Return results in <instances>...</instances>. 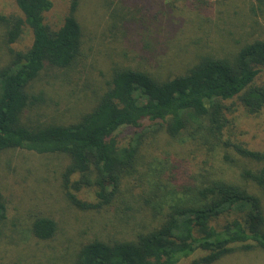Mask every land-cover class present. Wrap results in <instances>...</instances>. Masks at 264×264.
Returning <instances> with one entry per match:
<instances>
[{
  "label": "trees",
  "instance_id": "trees-1",
  "mask_svg": "<svg viewBox=\"0 0 264 264\" xmlns=\"http://www.w3.org/2000/svg\"><path fill=\"white\" fill-rule=\"evenodd\" d=\"M14 1L21 16H0L8 42L18 41L26 29L32 37L26 50L13 52L11 63L0 68V154L25 149L68 159L62 186L74 206L99 211L120 198L125 181L139 172L142 136L151 124L173 140L199 142L209 154L228 148L236 159L256 164L243 168L240 177L261 195L247 184L210 172L201 173L192 185L170 190L168 182L153 181L143 194L152 195L146 204L155 211L157 226L145 227L133 240L88 242L76 253L74 264H181L197 252L204 255L188 264H213L237 251H264V151L224 139L239 108L250 115L264 109V85L255 84L264 72V40L245 44L232 58L200 56L183 74L166 79L145 69L115 66L108 88L75 122L32 125L24 121L25 112L43 98L29 93L30 84L46 67L68 70L84 54L80 0L71 1L58 28L46 21L53 0ZM255 1L264 6V0ZM233 107L234 120L228 116ZM128 127L143 130L122 144L119 131ZM224 158L234 162L235 157ZM86 188H94L95 203L76 194ZM5 210L0 193V220ZM222 217L225 223H219ZM31 230L36 238L50 240L57 223L37 216Z\"/></svg>",
  "mask_w": 264,
  "mask_h": 264
},
{
  "label": "rangeland",
  "instance_id": "rangeland-1",
  "mask_svg": "<svg viewBox=\"0 0 264 264\" xmlns=\"http://www.w3.org/2000/svg\"><path fill=\"white\" fill-rule=\"evenodd\" d=\"M71 1L53 0L47 24L58 28ZM79 4L84 54L68 70L46 67L30 84L29 93L42 96L43 102L26 110L24 121L28 124L75 122L108 88L115 66L145 69L166 79L183 74L200 56L232 58L245 44L264 40V6L255 0H80ZM13 15L21 16L15 1L0 0V16ZM6 27L0 20V68L11 63L13 52L26 50L32 37L26 29L11 44ZM255 84L264 85V72ZM231 109L228 116L234 120L235 113L231 114L235 107ZM238 110L224 139L264 151V109L258 115ZM142 130L124 128L118 139L128 143ZM142 137L144 156L139 172L125 181L120 198L99 211L79 209L68 200L62 186L68 163L65 157L25 149L3 151L0 193L6 210L0 220V264H74L76 253L88 242L133 240L145 227L158 224L155 211L146 204L152 195L143 194L153 181L168 182L170 190L192 185L201 173L210 172L247 184L261 195L240 177L243 168L256 164L236 159L228 148H216V153L209 154L199 142L186 137L173 140L163 128L155 130L153 124ZM228 154L235 157V163L225 160ZM155 168L157 172L150 171ZM76 194L86 202H96L94 188ZM37 216L56 221L52 239L40 240L33 235L31 227ZM225 222L223 217L219 220ZM203 255L197 252L181 264ZM213 264H264V251H237Z\"/></svg>",
  "mask_w": 264,
  "mask_h": 264
}]
</instances>
